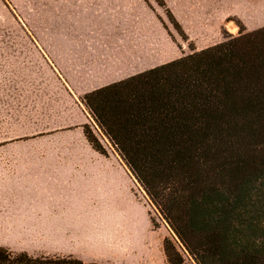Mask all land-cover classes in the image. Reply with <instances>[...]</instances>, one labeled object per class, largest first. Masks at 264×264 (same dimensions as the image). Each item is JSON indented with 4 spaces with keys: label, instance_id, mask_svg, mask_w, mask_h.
I'll use <instances>...</instances> for the list:
<instances>
[{
    "label": "trees",
    "instance_id": "obj_1",
    "mask_svg": "<svg viewBox=\"0 0 264 264\" xmlns=\"http://www.w3.org/2000/svg\"><path fill=\"white\" fill-rule=\"evenodd\" d=\"M238 27L236 37L81 97L178 238L161 242L165 264H264V27ZM0 264L112 263L0 245Z\"/></svg>",
    "mask_w": 264,
    "mask_h": 264
},
{
    "label": "rangeland",
    "instance_id": "obj_2",
    "mask_svg": "<svg viewBox=\"0 0 264 264\" xmlns=\"http://www.w3.org/2000/svg\"><path fill=\"white\" fill-rule=\"evenodd\" d=\"M144 1L176 43V59L191 54V48L199 50L219 43L224 36H238L240 23L247 31L264 27V0H163L164 6L156 0ZM47 2L0 0V200L10 198L7 192H27L32 187L53 191L49 183L43 182L45 178L57 180L60 189L65 191L69 188L70 191L75 186H64L60 180L63 172L64 176L69 173L77 179L82 178L84 172H93V183L100 192L97 198L100 205L96 203L93 206L91 238L97 237L95 230L103 236L114 227L124 232L131 231L130 238L145 243L151 259L148 264H165L161 242L164 237H174L171 230L106 135L95 124L83 101L72 95L45 57L42 43L46 34ZM31 24L36 30L31 29ZM84 124L106 148L107 156L88 144ZM51 154L53 157H48ZM54 155H60V158L55 160ZM99 155L109 157L113 167H122L127 177L121 174L118 179H113L99 161H78V157L94 159ZM17 176L26 182H7ZM41 177L44 179L38 180ZM115 204L120 205L119 210L125 208L135 216V220L114 225L103 215L98 217L99 206L104 205V209L109 210ZM142 216L148 218V225ZM0 218H4L2 212ZM81 236L88 239L89 234L84 236L78 232L76 238ZM11 237L10 232L0 229L1 242L9 241ZM13 240L31 244L9 247L14 252L62 251V248L36 247V241ZM86 254L88 257L76 258L83 262L105 263L99 250Z\"/></svg>",
    "mask_w": 264,
    "mask_h": 264
},
{
    "label": "crops",
    "instance_id": "obj_3",
    "mask_svg": "<svg viewBox=\"0 0 264 264\" xmlns=\"http://www.w3.org/2000/svg\"><path fill=\"white\" fill-rule=\"evenodd\" d=\"M47 3L46 34L42 43L45 57L75 98L81 99L100 87L176 59V43L144 0H48ZM31 29L36 30L33 24ZM54 157L58 160L60 155ZM98 157H78V161H99L113 179L121 174L127 177L122 167L112 166L109 157ZM64 173L60 179L64 186L73 185L75 189L64 191L57 180L41 177L38 180L44 179L53 191L32 187L27 192H7L10 198L0 200V212L4 214V218H0V229L10 232L12 237L9 241H0V245L7 248L16 244L31 245L13 240L19 238L36 241L35 246L42 249L62 248L58 253L26 252L28 254L84 258L88 257L86 252L99 250L105 263L148 264L151 259L145 243L130 238L131 231L114 227L103 236L95 230L97 237L91 238L93 206L100 193L93 183L95 175L84 172V176L77 179ZM7 182L20 184L26 180L17 176ZM119 207L116 204L109 210H105L104 205L96 207L98 217L103 215L114 225L135 220V216ZM145 220L148 225L150 221ZM78 232L84 236L89 234L88 239L83 236L77 239Z\"/></svg>",
    "mask_w": 264,
    "mask_h": 264
},
{
    "label": "water",
    "instance_id": "obj_4",
    "mask_svg": "<svg viewBox=\"0 0 264 264\" xmlns=\"http://www.w3.org/2000/svg\"><path fill=\"white\" fill-rule=\"evenodd\" d=\"M172 232V231H171ZM173 236L175 237L176 240H178V238L176 237V235L172 232Z\"/></svg>",
    "mask_w": 264,
    "mask_h": 264
}]
</instances>
